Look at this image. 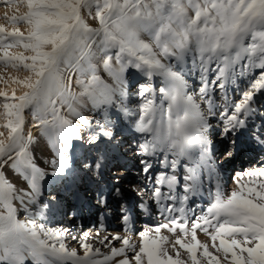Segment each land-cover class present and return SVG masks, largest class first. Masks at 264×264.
<instances>
[{
    "label": "snow or ice",
    "instance_id": "1",
    "mask_svg": "<svg viewBox=\"0 0 264 264\" xmlns=\"http://www.w3.org/2000/svg\"><path fill=\"white\" fill-rule=\"evenodd\" d=\"M10 2L14 0H0ZM20 2L26 12L4 18L12 24L23 22L25 31H5L0 25V61L28 73L23 79L11 78L26 89L22 94L0 90V117L4 120L0 127L6 130L0 131V264H264V163L236 174V190L191 220L187 242L179 236L171 241L160 234L161 229L175 233L177 228L188 234L186 214H181L182 222L169 215V223L154 226L155 235L140 230L138 244L132 242L135 232L101 238L98 231L94 243L106 252L89 243L90 233L85 232L80 243L83 255H79L64 242L67 229L37 224L35 217L46 206L36 208L23 221L17 218V203L25 212L38 204L46 176L65 174L73 141L93 146L101 139L115 138L114 113L127 116L132 129L143 136L137 155L147 158L166 150L174 157L170 172L175 171V158L192 162V151L205 144L208 124L205 114L185 94L181 77L165 63L178 57L190 42L199 55V94L205 102L212 100L216 90H223L226 97L232 79L253 64L261 69L231 110L220 113L223 132L243 127L249 117L264 121V106L253 103L264 91V0ZM85 16L97 21L98 27L88 25ZM14 46L29 54L9 53L7 49ZM133 68L146 80L134 93L141 102L129 108L124 93L128 70ZM157 75L166 81L158 96L152 83ZM29 118L48 139L52 156L48 169H42L30 155L28 146L34 137L24 131ZM229 144L223 141L225 151ZM82 167L93 165L84 161ZM8 168L24 181V187L8 178ZM142 171H149L147 163ZM186 173L194 182L195 167L189 166ZM171 183L179 185V178L154 185L152 192L164 204V212L177 213ZM182 187L186 193L190 184ZM165 198L173 202L164 203ZM98 203L107 206L103 198ZM130 213L122 203L120 219L125 224ZM198 230L209 237L211 248L198 239ZM117 243L122 246L116 247Z\"/></svg>",
    "mask_w": 264,
    "mask_h": 264
},
{
    "label": "rangeland",
    "instance_id": "2",
    "mask_svg": "<svg viewBox=\"0 0 264 264\" xmlns=\"http://www.w3.org/2000/svg\"><path fill=\"white\" fill-rule=\"evenodd\" d=\"M25 12H26V6L23 3H21L20 0H14V2H10L9 4L0 3V25L4 26L5 31H11L14 28H19V30L22 32L25 31L26 26L23 22H20L18 24H12L9 23V21H7L4 18L6 14L8 16L23 15ZM85 22L92 27H98V22L91 17L85 16ZM142 38L148 40L147 36H143ZM7 51L11 54H18V53H23L25 55L29 54L18 46H14L13 48L7 49ZM165 63L172 72L177 73L181 77L185 86L184 87L185 94L187 96H190L193 102L197 104L200 112L202 114H205L204 118L206 123L208 124V131L204 146L197 147L192 151L193 159L191 163L187 159L175 158L176 170L174 172L169 171L170 162L174 157L166 150L165 151L157 150L156 154L153 155L150 153L149 156L147 157L148 162H150V166H155V163L158 162V168H156V170L155 169L152 170V176H156L157 174V177H155L153 181L150 182L147 181L146 179L143 180L144 184L146 185L148 183L151 184L150 187L147 186L149 188L148 191L149 194L152 197H154L153 192L151 190L154 188V185L165 184L166 183L165 181L167 180L173 179L172 181H175L177 178H179L180 187L173 189L172 186H170L171 188L170 187L169 188L171 189V192L176 200L177 209L178 208L181 209L178 210L179 213L178 212L169 213L166 211L164 212V204L159 203L160 205L159 208L162 209L161 211L163 212V216L164 215L165 216L163 218L162 217L159 218L158 220V212H156L157 219L154 224L146 222L145 225L141 227L140 226L135 227L134 231L129 227L126 229L127 232L126 231L122 232V228L119 227L109 228L110 232H113V230H115L117 232L115 233L116 234L120 233L121 236H127L132 232L137 233L135 236H133L132 239V242L136 244H138L139 242L138 232L140 230H149L150 236L155 235V231H154L155 225L169 223L167 219L169 215H173L175 217L178 216L177 219L181 220L182 222V218L180 216L181 214H186V218L189 220L190 223V224L188 223L187 225V228L189 230L187 235L180 233L178 228L176 229L175 233L169 232L167 229H161L160 234L165 237H168V239L171 241H174L177 238V236L184 239L185 242L189 241L191 235L190 232L191 220L196 218V216L197 217L201 216L210 204H212L213 202L219 199L226 197L228 194H230L232 190H236L237 188V185L235 183L237 179L236 174L246 172L250 168H255L259 166L260 164H258L256 160L259 159V157L264 156V139L260 138L261 136H264V126H262V124H264V121L256 117H249L246 121V124L243 127L237 128L235 131L225 134L222 130V125L220 120V113H222L225 110L230 111L235 101L239 99L240 93L248 89L249 85L259 74V71L261 69L257 65L253 64L252 68H249L247 71L240 72L238 74V78L234 77L232 79L231 82L232 86L227 88L226 97H225V92L223 90H216L215 92L212 93V100L205 102L204 99L199 94L201 76L197 71L199 66V55L195 43L190 42L178 57H170L168 60L165 61ZM128 71H129V80L127 84V92L124 93L125 103L128 105L129 108H134L136 105H138L141 102L140 98L136 96L134 93L136 91L137 86L145 82L146 78L140 71H137L134 68L129 69ZM26 75H28V73L22 67L14 69L11 67V63H8L7 66H5V63L3 61H0V90L7 91L9 94H12L13 91H15L16 95L22 94V92L26 91V89L23 87L22 84L13 83L11 78L14 77L17 79H23ZM130 81L133 82V84H130ZM152 83L154 88L157 89V96H158L159 87L164 86L166 83L165 78L163 76L157 75L154 77ZM157 103H159L158 99H157ZM253 103L264 106V91H262L260 94H258L255 97ZM84 115H88V113H85ZM30 121L31 119L29 118L28 121L29 124L25 126L24 129L25 133L28 132V128H31L32 123L34 124V122H30ZM3 123L4 120L2 117H0V125H2ZM113 123L116 125V129H115L116 135L113 140L109 141V140L101 139L100 140L101 142L93 146H90L88 149L84 148L83 146L81 151L79 149H81V144L84 143L80 140L73 141L72 150L68 154L73 153L74 159L72 162H70L68 158V166L66 170V172L68 173V177L64 178L62 182L56 183V181H53L51 179V176L45 177V180L42 185L44 188L43 195L39 197V202L37 204L38 206L36 208H40L41 206H46V207L44 208L42 214L38 216L39 219L37 224L40 223L43 224L46 228L57 229L58 228L56 227L57 224H54V216H55L54 212L58 207V204L62 202L68 205L72 201L71 198H73L77 190L82 188V186L84 185V180H86L88 177L92 179V183L94 184L92 185V187L89 188V190L92 191L97 189L101 182L102 187L101 190H99L98 192L99 194H101L102 189L104 190V188L106 187H109V190L106 192L105 196H107V194L109 193L110 194L116 193L115 182L113 183L112 181L109 184H107L106 178L111 177V174H113L115 170L120 169L123 166L121 163H118L117 161L124 159L121 156H126L128 154L126 149V147L128 146L127 140L132 137H135V139H137L140 143H142L144 138L143 136L136 133L132 129L131 120L127 116L117 117V115L114 113ZM36 129L37 131L35 135H33L34 142L36 144L33 142L31 145L28 146L30 148V155L36 157L35 161L38 165H40L42 169H48L49 161L52 159L51 149L49 147L47 137L41 135L40 130L38 128ZM0 131L6 132V130L3 129L2 127H0ZM257 131L259 132V134H257ZM213 139H215L216 147L214 146L215 148L212 149L211 151L212 154H211L209 145L211 144L210 142ZM225 140L230 142L227 151H229L231 146H236V148L238 149L237 152L238 156L242 154L241 151L242 150L244 151L246 146L249 144H252L251 147L252 149L260 147V154L253 158L251 157L246 158L240 162L239 159L233 157L234 152H232L230 155V153L225 151L223 147V141ZM232 140L236 142L234 143V145L233 143H231ZM85 147H87L86 144ZM227 154H229L230 157H228ZM47 156L49 157L51 156L50 159ZM44 161H46V164H43ZM84 161H87L89 164L93 165V167L84 169L82 167ZM97 163L99 164L100 170H98L95 167ZM189 166L195 167V181L190 182L188 179L187 181L185 180L186 181L185 184H190L189 190L185 193L182 187L184 185V179L182 177H184L183 173L184 172L186 173L185 169H187ZM127 169L130 168L128 167ZM208 170L211 178L207 176ZM157 172H159V175ZM169 172L171 173L170 176L167 175L166 177L165 174ZM5 174L12 182L14 183L16 182L18 187H24V181L21 180L19 176L15 175L10 168L6 169ZM13 179H15V181ZM19 179L22 181L23 184L22 186L19 183ZM243 179L246 180L247 177H244ZM221 180L224 181L222 182ZM61 183L64 184L65 192L67 193L66 194L64 193L65 195L62 194L61 198L47 199L46 197L49 194H53L57 192V190H60L59 188L62 187ZM120 183H122V185H128V186L130 185L131 188H130V192L123 191L126 199H122V198L118 199L120 201L116 203L118 204L116 207L120 209L119 207H121V204L123 202L128 204L130 203L131 204L130 206L133 207L134 210L140 214V215H136V217L133 218V222L136 223L141 222V215H143L142 214L143 211L141 208L139 209L138 207L139 205H141L140 204L141 201H132L131 198L133 197L132 194L135 192V190L138 187L142 186V184L139 183V181L133 183V180H130L127 183L125 182H120ZM145 187L146 186L144 187L142 186V189H145ZM206 187H208V189L210 190H207ZM118 188L121 189L122 186H118ZM163 190L167 191L166 186L164 187ZM200 190H202L203 193L205 192V194L207 195V196L205 195L202 200H199L198 197H196L197 193ZM101 197H99L97 201H99ZM58 200L60 201L59 203ZM172 202H173L172 200L166 199L164 203H172ZM114 211H115L114 209L111 210L112 213ZM115 213L117 214V216L114 215L108 218V221L113 223L117 222V224H120L121 226L122 220L120 219V213L116 211ZM27 215H29V212H25L23 209L19 207L17 203V218L23 221L25 220V217ZM63 215H64V220L65 219L67 220L70 215L69 209L66 210V212L63 213ZM87 215L88 214L85 213L86 217ZM75 225L76 223H74L72 226H70V228L67 229L68 235H71L72 233L76 235L78 233L77 229H73ZM129 229H131L132 231ZM107 236H112V235H107ZM197 237L201 242L208 243L211 248V241L206 234L198 230ZM93 238L94 237L89 236L88 242L94 243ZM66 239L67 238L65 236V240ZM65 240L64 242L67 246L68 243H66ZM119 245L121 244L117 243L115 246L120 247ZM94 246L95 247L99 246L102 248V250L104 249L98 243H94ZM167 247L171 251V245H167ZM77 248L78 246L77 247L75 246V249ZM105 251H107V249ZM181 254H182V258L186 259V253H183V250H181Z\"/></svg>",
    "mask_w": 264,
    "mask_h": 264
},
{
    "label": "bare ground",
    "instance_id": "3",
    "mask_svg": "<svg viewBox=\"0 0 264 264\" xmlns=\"http://www.w3.org/2000/svg\"><path fill=\"white\" fill-rule=\"evenodd\" d=\"M130 84H133V82L130 81ZM126 100H129V99H126ZM88 116H89V118H91L89 114H88ZM28 121H26L25 126H27L29 124ZM30 122H32V121H30ZM32 127H34V128H32ZM36 131H37V129L35 128L34 124L32 123L31 128H28V132H31L32 135H35ZM127 141H128V146L126 147V149H127V153L128 154L126 156H121L124 159H121L120 161H117L118 163H121L123 166L120 169L115 170L113 172V174H111V177H108V178L105 177L106 178V181H107V184H109L112 181H113V183L115 182V189H117L118 186H122V188L120 189V192L119 193H114V194H112V193L110 194L109 193V194H107V196H105L106 192L109 190V187H106V188H104V190L102 189L101 194H99L98 192H99V190H101V187H102L101 182H100L99 187L97 189L92 190V191L89 190V188L92 187V185H94V184L92 183V179L90 177H88L86 180H84V185L82 186V188H80L79 190H77V192L74 194L73 198H71L72 201L68 204L69 206L66 205L65 203H62L61 202L60 204H58V207L56 208V210L54 212V214H55V216H54V224H57L56 227L68 229V228H70V226H72L74 223H76V225H75V227L73 229H77L78 233L76 235L73 234V233L71 235L66 234L65 236H66L67 239L65 241H66V243H68L67 247L69 249H75V246L76 247L78 246V248L76 250L79 253V255H83V250L80 248V243L84 239L83 234L85 232L90 233V236L95 237L96 234H97V232L99 231L100 232V235H101V238H102V237L107 236V235H116L117 232L115 230H113V232H110V229H109L110 227H113V228H115V227L116 228L117 227L122 228V232H125L126 229L130 227L134 231L135 227H137V226H140L141 227V226L145 225L146 222L147 223L154 224L156 222V219H157L156 212H158V220H159V218H161V217L163 218L165 216V215L163 216L161 214L162 213V211H161L162 209L159 208L160 205L157 202V198L158 197H152L149 194V192H148L149 191V188L147 186L150 187L151 184L148 183L146 185V184L143 183V180L144 179H146L147 181L150 182V181H153V179L155 177H157V174H156V176H152V170L153 169L156 170V168H158V162L155 163V166H150V162H148V159L147 158H145V157H143L141 155H137L136 154L137 153V150H138V143H140V142L137 139H135V137H132V138L128 139ZM210 143L211 144L209 146H210V152H211L212 149L216 147L215 146V139H213ZM231 143H233V145H234V143H236V142H234V140H232ZM38 146H39V144H38ZM83 146H84V148H87V149L90 147L88 145H87V147H85V144H81V149H79L80 151L82 150V147ZM251 147H252V144L247 145L246 148H245V150L244 151L242 150L241 151L242 154L239 155V156L237 155L238 149L236 148V146H231V148L227 152L230 153V155H231L232 152H234L233 157L239 159L240 162H241L242 160H244L246 158H249V157L253 158V157H256L257 155L260 154V147H257L255 149H252ZM211 154H212V152H211ZM48 155H49V153H48ZM230 155L227 154L228 157H230ZM223 156H225V155H223ZM47 157H49V156H47ZM50 157H49V159H50ZM34 158H36V157H34ZM68 158H69V161L72 162L73 159H74L73 158V153L68 154ZM256 161H257L258 164L264 163V156L259 157V159H257ZM145 163H147V166H148V169H149V171L147 173H145L144 171H142V168L145 167ZM43 164H46V161H44ZM233 165H234V163H233ZM128 167L130 169H127ZM97 169L100 170V168H97ZM225 169H226V166H225ZM185 171H186V169H185ZM157 173L159 175V172H157ZM160 174H162V173H160ZM166 174L168 176H170L171 173L169 172V173H166ZM183 175H184V177H182V178L184 179V185H185L188 177H187V174L185 172L183 173ZM114 176H115V178H114ZM207 176L210 177L209 170H208ZM66 177H68V173L67 172H65V174L63 176H60V175L51 176V179L53 181H56V183H58V182H62V180L64 178H66ZM103 177H104V175H103ZM13 180L15 181V179H13ZM16 180H18V179H16ZM130 180H133V183L134 182L136 183V181H139V183H141L143 187L146 186L145 189H142V186L138 187L137 189L139 190V193L137 191H135L132 194L133 197L131 198L132 201H141V203H140L141 205H139L138 207H139V209L140 208L142 209V211H143L142 214L143 215H141V222H139V223L133 222V218L136 217V215H140V214L138 212H136L133 207L130 206L131 205L130 203L129 204L126 203L128 205V207L131 209V213H130V215L127 218V224H125L122 221V225L120 226V224H117V222L116 223L109 222L108 221V218H110V217H112L114 215L117 216V214L115 213V211L120 213V209H118V207H116L118 205L116 203H118V201H120L118 199H121V198L122 199H126V197L124 196L123 191L130 192V188H131L130 185L129 186L128 185H122V183H120V182L127 183ZM172 180L165 181L166 182L165 184H168L169 181H172ZM208 182H209V180H208ZM19 183H20L21 186L23 185L22 184V181L20 179H19ZM191 185H193V184H191ZM61 186L62 187L59 188L60 190H57V192H55L53 194H49L46 198L47 199L61 198L62 194H64V193L66 194L67 193V192H65V187H64V184L63 183H61ZM170 186H172L173 189H176V188L180 187V183H179V185H177L175 183H171V184H169V187ZM42 188H43V186H42ZM206 188H207V190H210V189H208V187H206ZM205 195H206L205 192L203 193L202 190H200L197 193V196L196 197H198L199 200H202ZM101 196H103V197H101ZM99 197H101V198H103L104 200L107 201V206L106 207L104 205L98 203L97 199ZM158 200H159V198H158ZM59 202L60 201L58 200V203ZM157 203H158V205H157ZM37 206L38 205H35V207H33L30 210L29 215L35 213L36 210H34V209H36ZM181 207H182V205H181ZM68 209H69V213H70L69 218L67 220L66 219L64 220L63 213L66 212V210H68ZM110 209L111 210L114 209L115 211L112 213ZM180 209L178 208V210H180ZM85 213L88 214L87 217L85 216ZM176 218H178V216H176ZM35 219H37L36 222H38V219H39L38 216L35 217ZM38 224H40V223H38ZM101 225H102V227H101ZM131 229H129V230H131ZM118 234L120 235V233H118ZM73 237H76L77 239H73ZM119 246L121 247L122 245H119ZM96 247H99V246H96ZM105 250L106 249H103L102 251H105ZM69 264H70V262H69Z\"/></svg>",
    "mask_w": 264,
    "mask_h": 264
}]
</instances>
